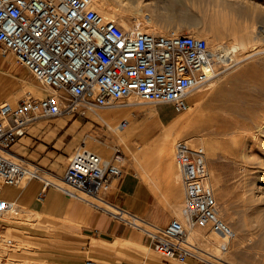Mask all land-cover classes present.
Returning <instances> with one entry per match:
<instances>
[{
	"label": "built area",
	"instance_id": "obj_1",
	"mask_svg": "<svg viewBox=\"0 0 264 264\" xmlns=\"http://www.w3.org/2000/svg\"><path fill=\"white\" fill-rule=\"evenodd\" d=\"M94 1L0 0L1 48L13 53L19 64L52 90L42 97L29 95L17 103H0V189L39 179L142 231L165 259L218 264L204 258L200 247L188 238V231L198 225L221 229L228 238L221 245L226 252L236 237L219 214L203 146L188 139L177 142L175 162L185 188L186 224L173 218L166 225L109 198L113 180L122 179L126 170L122 145H114L110 158L85 144L77 147L61 177L12 149L41 118L85 117L89 109L115 106L131 95L155 105L171 104L183 112L191 93L217 73L219 58L225 55L214 53L206 38L145 29V18L125 26L97 10ZM128 125L122 119L118 129ZM45 175H53L60 183ZM17 206L0 197V225ZM5 243L12 245L13 238H6ZM83 264L99 262L87 258Z\"/></svg>",
	"mask_w": 264,
	"mask_h": 264
},
{
	"label": "rangeland",
	"instance_id": "obj_2",
	"mask_svg": "<svg viewBox=\"0 0 264 264\" xmlns=\"http://www.w3.org/2000/svg\"><path fill=\"white\" fill-rule=\"evenodd\" d=\"M151 1L143 0L144 4ZM176 1L171 23L163 31L156 28V25H152V28L155 27V31L176 30L178 32H187L194 36L201 33L202 36L200 37L206 38L210 46H213L217 42L218 44L225 43L226 45H232L234 39H232L229 31L231 26L236 25L242 30L245 42L238 46L233 56L231 58L228 57L225 63L222 60L220 61L218 64V75L211 79L213 80L212 83L202 85L191 93L189 107L183 112H177L173 105L167 103L157 106L153 103L141 102V98L136 95H131L122 101V103L115 105L117 109H124L126 111L114 120L113 125L127 117L133 123L145 122L147 125L149 123L150 126L156 127L157 123L154 121L155 115L153 111L141 109L146 106L156 107L157 116L162 124H168L176 117L185 118L187 121L192 118L191 130L188 129V131L172 137L170 152L163 160L164 163L173 162L174 179L168 178L164 172L169 165L161 166L159 163H153V165L148 167L143 162L144 160L141 156L143 149L146 145L149 146L153 143L155 136L141 138L139 135H136L123 141L116 133L108 131L106 123L100 118L98 119L91 109L87 111L85 117L80 116L84 119L78 116L82 124H85V131L80 135L82 141L69 153H66V148L70 136L67 137L64 143L61 140V142H58V137H61L64 131H60V129H56V131L54 127L58 123L62 126H67L68 122L77 118L72 116L41 118L31 125L28 134L17 141L13 148L26 161L37 163L49 173L61 177L69 164L71 155L77 147L85 144L100 152L96 147H92L90 143L84 142L88 139L92 141L89 134L97 137L96 140H93V143L105 145L103 147L109 150L108 154L104 155L102 153L106 158L112 157L114 145H122L126 154V167L136 169L153 191L154 201L144 205L145 210L141 212V216H147L146 218L148 219L151 209L160 205V214L163 215L165 213L172 220L173 218L184 217L182 215V208L186 200L184 185L180 178L177 180L179 171L174 159L175 140L177 138H179V140L177 139L178 141L188 139L195 145H201L206 151L212 185L218 200L219 214L233 227L237 234L236 238L231 241L230 249L226 253L225 258H230L235 264H264V248L261 245V248L252 247L254 243L250 240L248 241V239L253 236L255 240L256 236L255 233L251 234L246 231L245 223L249 220V222L258 226L259 234H264V226H259V222L264 221V185L261 181H253L257 172H261L264 176V147L260 148L261 151L259 155H256L257 158L254 163L249 158H244L241 152L235 151L237 138L246 125L252 122V117H249L247 113L240 115L241 122H239L238 126L234 127L233 120L236 119L230 116L233 98L237 93L243 99V105H252L257 111L254 116H264V0H243L248 5L253 6L254 15L249 18L239 17L233 10L224 8L223 6H216L206 1ZM128 2L129 0H124L123 5L119 6L120 10L117 11V16L123 18L130 25L137 19L144 20L146 15H150L151 12L146 7L143 9L142 14L138 16L130 13L128 10H124L126 8L124 4ZM183 9L184 12L187 11L186 14L182 13ZM146 22L145 20L144 23L146 24ZM251 50L256 51V53L248 56ZM12 59L15 62L14 56H12ZM249 66H254L252 72L243 77H234L239 70ZM24 68L26 69V76L23 78L26 86L24 91L17 96L8 98L7 101L15 103L19 97H23L26 94L42 97V94L39 93L40 91L46 94L52 92L50 88L43 86L25 66ZM132 100L139 101V103H133L132 105ZM97 111L103 112L105 110L97 109ZM155 151L159 153L158 147ZM136 158L140 160L138 161ZM46 176L59 182L53 175ZM175 194L179 196L180 200L178 208L173 212L170 209L171 205L174 208L176 206L170 202ZM222 207L227 208L224 215L221 214L220 208ZM22 215H25L26 219L20 220ZM22 215L13 214L1 220L0 264H39L37 263L38 261L41 264H73L58 262L45 257L46 255L43 253L42 248L43 243H49L54 238V235L49 233L48 238L43 239L41 237L39 240L38 237L31 236V234H28L30 230L36 231L33 227L40 226L44 220L39 215L29 216L26 211H22ZM8 217L13 218L12 220H19V222L13 223L7 220L9 219ZM131 228L138 230L134 227ZM205 228L208 234H214L212 235L215 239L214 242L210 243L201 238H192V236L191 240L195 241L202 248L213 253H219L221 238L211 230V227ZM140 232L143 236L144 233ZM5 237L13 238V244L7 245L4 241ZM239 241L243 245V248L246 249L244 257L232 254V249L235 248ZM138 249L142 254V258H147L146 260L148 261V263L139 262V264H152L151 261H154L155 257L158 259L159 264H164L162 256L155 252L149 243L142 244ZM200 254L206 259L213 260L206 254ZM24 258H30L37 262L24 261ZM213 261L217 262L216 260ZM190 262L194 263L195 261Z\"/></svg>",
	"mask_w": 264,
	"mask_h": 264
},
{
	"label": "crops",
	"instance_id": "obj_3",
	"mask_svg": "<svg viewBox=\"0 0 264 264\" xmlns=\"http://www.w3.org/2000/svg\"><path fill=\"white\" fill-rule=\"evenodd\" d=\"M12 56L14 54L3 51L0 44V103L22 93L26 87L23 79L26 76V69L16 59L15 63ZM39 93L42 96L47 95L46 93L43 95L41 91ZM27 96L29 94L19 97L15 103ZM80 118L84 119L83 117ZM84 126L85 124L83 125L77 117L75 120L68 122L67 126L58 123L54 127L55 130L64 131L62 136L58 137V142L62 141L64 143L67 137L70 136L66 153H69L82 141L80 135L85 131ZM89 136L92 141L89 139L87 141L83 140L85 143H90L92 147H96L104 155L108 154L109 150L103 147L105 145L93 143V140L97 139L95 135L89 134ZM156 148L143 150L141 155L143 162L148 167L153 163H159L161 166L169 165L164 172L168 178L174 179L173 162L164 163L161 161L158 152L155 151ZM12 149L17 153V150L13 147ZM17 154L22 156L20 153ZM178 178L180 177H177V180ZM108 196L139 215H142L141 212L145 210V204L154 201L152 188L145 183L136 169L127 167L122 179L113 180ZM0 197L15 201L18 204V215H22V211H26L29 216H42L43 223L41 222V225L36 228L33 227L36 231L30 230L28 234L38 237V240L41 237L43 239L48 238L49 233L54 235L49 243H43V253L48 259L73 264H83L87 258L96 259L99 264H139V262L148 263V261L147 258H142L138 248L142 244L149 243L150 247L154 249L150 239L145 234L142 233L143 237L140 231L112 219L106 213L96 210L80 199L67 196L57 187L46 186L39 179H31L21 185L5 184L0 189ZM179 200V196L175 194L170 203L176 206L179 205ZM170 209L173 212L175 210L172 205ZM149 213L148 219L159 225H166L171 220L169 215L160 214V205L152 208ZM25 217V215H22L20 220L26 219ZM8 218L7 220L13 223L19 222V220H12L11 217ZM155 252L157 251L155 250ZM24 261L37 262L30 258H24ZM163 262L164 264H204L193 259L182 262L176 259L163 258ZM37 263L41 264L39 261ZM151 263L159 264L156 257Z\"/></svg>",
	"mask_w": 264,
	"mask_h": 264
},
{
	"label": "bare ground",
	"instance_id": "obj_4",
	"mask_svg": "<svg viewBox=\"0 0 264 264\" xmlns=\"http://www.w3.org/2000/svg\"><path fill=\"white\" fill-rule=\"evenodd\" d=\"M199 1H203V2L206 1L213 5L223 6L224 8L233 10L238 14L239 17L249 18L254 15L253 6L248 5L243 0H239V1L238 0L236 1L234 0L233 1L232 0H199ZM123 2L124 0H95L94 7L100 12H102L106 17L114 19L115 21H117L118 23L122 25L129 26L130 25L129 23H127L123 18H120L119 16H117V11L120 10L119 6L123 5ZM176 3H177L176 0H152L151 2H146V4H144L143 0H129L128 3L124 4L126 5V8L124 10H128L130 13L138 16L142 14L143 9L146 7L147 9L150 10L151 13L150 15H146L148 20L146 17H144L147 21L144 28L149 29V30H155V27L152 28L153 27L152 25L154 26L156 25V28L163 31L164 28L171 23L172 12L175 11L174 6L176 5ZM182 11H183L182 13L184 14L187 13L186 10H185L186 12H184V9ZM137 21H140V19H137ZM263 22H264V16H263ZM241 31L242 30L240 28H238L236 25H233L231 26L230 31H229L232 39H234L232 42V45H226L225 43L218 44L217 42L213 46H211L214 53L223 52V55H225V57L219 58L220 61L222 60L225 63L228 57L231 58L233 56L234 52L238 49V46L241 45V43L245 42V40L243 39L244 34ZM195 36L200 37L202 36V34L199 33ZM252 50H251L250 55L248 56H251L254 53H256V51H252ZM253 70H254V66L245 67L239 70L234 77L236 76L243 77L244 75L249 74ZM217 75L218 73H216L215 76L213 77H216ZM212 82L213 80H210L209 83H212ZM42 93L43 95L45 94V92H42ZM141 102H144V101H141ZM133 103L137 104L139 103V101L137 102L135 100H132L131 104L133 105ZM99 109H104L105 111L103 112L97 111V108L96 109L92 108L91 111L94 112V115H96L98 119L100 118L104 123H106L107 128L109 129L108 131L116 133L117 136L123 141H126V139L128 138H133V136H136V135H139V137L141 138H150V137L155 136V138L153 139L154 140L153 143L149 146L146 145L143 150L151 149L152 147H158L159 149L158 154L160 156L161 161H163L166 158L167 154L170 152L172 137L184 131H188V129L191 130L190 126L192 124V118H190L187 121V119L185 118L176 117L172 119L168 124H164V123L162 124L157 116L158 113L155 107L146 106V107H142L141 109L142 110L149 109L153 111V114L155 115L154 121L157 123V126L153 127V126H150L149 123L147 125V123L145 122L133 123L132 120L130 123V119L126 117V119L129 121L128 127L129 126L130 127L126 131L121 133L123 130L120 131L118 129V124L120 121L114 125L113 123H114V120L118 118L120 115H122V113H124L126 110L117 109V107L114 105L101 107ZM256 112L257 111L254 109L252 105L250 106L243 105V99L240 97L238 93L235 95V97L233 98L231 114H230L231 117H234L236 119V120H233V126L234 127L238 126L239 122H241V119L239 116L243 115L244 113L245 114L247 113L249 117H252L251 118L252 122L247 124L245 129H243L242 132H240L237 138L236 146L234 150L237 152H241L243 157L249 158L252 163L256 162L255 161L257 158L256 155H259L261 151L260 148L264 147V116L256 117V115L254 116ZM177 139L179 140V138ZM177 139L175 140V152H176V145L178 142ZM175 152H174V159H175ZM136 160L138 159L136 158ZM178 175L181 179L180 173H178ZM44 177L47 178L46 175ZM253 181H261L262 184L264 185V176L262 175L261 172H257L256 177L253 179ZM24 183H27V181H24L22 184ZM178 206L179 205H176L174 209L176 210ZM225 208L226 207L220 208L221 214L223 215L225 211L227 210V208L226 209ZM184 211H185V205L182 208V215H184L185 217ZM17 213H18V206L14 209L13 212H8L7 214H5L4 217L9 216V214H17ZM184 217H179L178 219L181 220L184 224H186V217L185 218ZM245 223H246V231L251 234L255 233V236H256L255 240L253 236L249 237L248 239V241L250 240L252 243H254L252 247H260L261 245V247L264 248V234L262 235L258 233V230H259L258 226H255L252 222H249V220H247ZM262 225L264 226V221L259 222V226H262ZM205 227H209V226L198 225V226L191 228L188 231V238L191 240V236H192V238H201L210 243L214 242L215 239L212 236L214 234L212 233L208 234ZM211 230L215 232V234H217L219 238H221V241L219 242V253H213L199 246L200 252L208 255L213 260H216L218 264H235L230 260V258L228 259L225 258V255L229 251L230 244L233 239L229 242L228 251L223 252L221 245L223 243L228 242L227 236L224 234V232L221 229L211 228ZM4 241H6V239ZM191 241L195 242L193 240ZM245 253H246V249L243 248V245L240 243V241L236 244L235 248L232 249V254H238L240 256H243ZM213 260H210V261L215 262Z\"/></svg>",
	"mask_w": 264,
	"mask_h": 264
}]
</instances>
